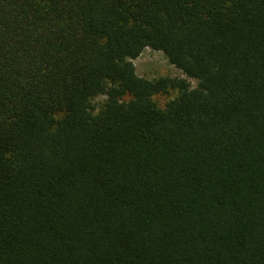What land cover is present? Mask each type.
Segmentation results:
<instances>
[{"label":"trees","instance_id":"obj_1","mask_svg":"<svg viewBox=\"0 0 264 264\" xmlns=\"http://www.w3.org/2000/svg\"><path fill=\"white\" fill-rule=\"evenodd\" d=\"M0 264H264V0H0Z\"/></svg>","mask_w":264,"mask_h":264},{"label":"rangeland","instance_id":"obj_2","mask_svg":"<svg viewBox=\"0 0 264 264\" xmlns=\"http://www.w3.org/2000/svg\"><path fill=\"white\" fill-rule=\"evenodd\" d=\"M135 68V73L145 79H156L159 77H170V78H184L181 71L176 69L174 66L169 64L164 55L159 51H154L149 48H145L142 53L132 60ZM191 87L196 85V82L189 80ZM175 92H170L166 95H155L153 100L158 106L164 107L166 102L174 97ZM103 97H97L95 99V104L98 106Z\"/></svg>","mask_w":264,"mask_h":264}]
</instances>
